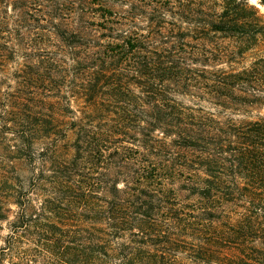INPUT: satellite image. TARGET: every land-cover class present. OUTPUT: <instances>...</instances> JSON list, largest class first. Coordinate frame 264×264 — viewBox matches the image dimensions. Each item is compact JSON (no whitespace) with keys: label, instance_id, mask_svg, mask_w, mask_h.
<instances>
[{"label":"trees","instance_id":"1","mask_svg":"<svg viewBox=\"0 0 264 264\" xmlns=\"http://www.w3.org/2000/svg\"><path fill=\"white\" fill-rule=\"evenodd\" d=\"M263 37L248 0H0V264H264Z\"/></svg>","mask_w":264,"mask_h":264},{"label":"rangeland","instance_id":"2","mask_svg":"<svg viewBox=\"0 0 264 264\" xmlns=\"http://www.w3.org/2000/svg\"><path fill=\"white\" fill-rule=\"evenodd\" d=\"M248 2L250 5L255 6L258 9L259 14L263 17L264 20V4H260L259 0H248ZM251 54L254 55V58H256L257 56L264 57V37L260 39L257 46L253 49V51H251ZM248 60H252V58L248 56ZM3 234L4 233H1V236Z\"/></svg>","mask_w":264,"mask_h":264}]
</instances>
